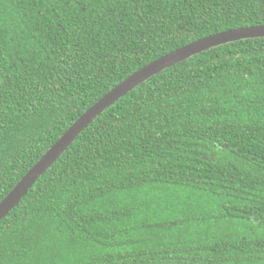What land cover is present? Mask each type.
<instances>
[{
  "label": "trees",
  "instance_id": "1",
  "mask_svg": "<svg viewBox=\"0 0 264 264\" xmlns=\"http://www.w3.org/2000/svg\"><path fill=\"white\" fill-rule=\"evenodd\" d=\"M264 0H0V201L94 103ZM0 264H264V37L98 115L0 221Z\"/></svg>",
  "mask_w": 264,
  "mask_h": 264
},
{
  "label": "water",
  "instance_id": "2",
  "mask_svg": "<svg viewBox=\"0 0 264 264\" xmlns=\"http://www.w3.org/2000/svg\"><path fill=\"white\" fill-rule=\"evenodd\" d=\"M264 37V24L218 32L172 50L138 69L86 110L29 169L15 187L0 201V221L22 200L37 179L60 157L98 115L126 93L163 69L212 47L246 38Z\"/></svg>",
  "mask_w": 264,
  "mask_h": 264
}]
</instances>
